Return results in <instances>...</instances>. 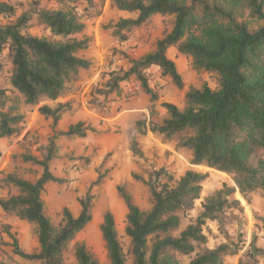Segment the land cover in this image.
Returning <instances> with one entry per match:
<instances>
[{"label": "trees", "instance_id": "trees-1", "mask_svg": "<svg viewBox=\"0 0 264 264\" xmlns=\"http://www.w3.org/2000/svg\"><path fill=\"white\" fill-rule=\"evenodd\" d=\"M78 1L68 0L62 7L47 8L41 7L40 0H32L29 8L17 14L14 3L0 0V17L6 20L0 24V50L8 48L12 64L10 83L18 92L11 96L0 89L1 137L19 133L24 120L22 105H36L53 126L72 109L70 102L52 106L41 101L44 97L55 100L63 95L70 84L79 80L81 70L91 66L92 62L80 55L89 48L91 38L78 37L86 28L77 11ZM85 1L93 4L92 0ZM110 5L119 11L136 13L135 17H120L106 26L120 42L157 14L170 16V29L156 40L152 50L139 58L121 52L129 58V68L104 72L103 83L92 90L90 103L93 107L104 106L110 95L120 92L123 82L133 78L140 82L151 101L158 100L159 93L150 85L146 72L152 66H158L163 76L183 88L177 63L168 55L169 48L176 46L181 54L192 58L196 70L217 74L218 87L189 86L183 108L164 102L167 116L161 122L137 121L139 134L150 130L163 143L175 142L178 150L190 153L192 165L227 173L234 184L224 183L206 197L193 217L190 212L202 196L208 172L189 169L174 184L173 176L164 168H153L148 179L133 174L149 186L152 205L142 209L125 186H119L128 207L125 236L129 244L126 249L115 216L108 210L101 232L109 264H224L227 254L240 251L225 238L229 235L225 228L227 211L234 209L241 215L244 212L241 201L233 194L238 191L250 202L251 194L264 191V0H110ZM34 24L44 26L52 37L30 33L28 30ZM95 131L91 124L79 121L59 134L84 138ZM55 138L56 135L49 139L41 159L32 154L22 156L25 162L42 167L37 179H26L16 172L0 179V185L18 189L17 194L0 197L3 211L34 224L39 242L38 252L27 253L9 232L10 226H6L13 252L43 264H66L72 242L93 219L95 199L90 190L79 198L78 215L64 207L59 226L47 215L43 199L46 185L64 182L50 169L57 152ZM137 146L134 138L131 148L141 155ZM1 153L0 150V156ZM185 219L189 221L183 225ZM209 222L218 223L215 233L223 234L224 242L210 245V237L216 234ZM72 251L77 264H100L85 242L76 241Z\"/></svg>", "mask_w": 264, "mask_h": 264}, {"label": "rangeland", "instance_id": "rangeland-1", "mask_svg": "<svg viewBox=\"0 0 264 264\" xmlns=\"http://www.w3.org/2000/svg\"><path fill=\"white\" fill-rule=\"evenodd\" d=\"M17 7V14L25 8H29L32 0H9ZM90 6L85 0L76 2L77 11L86 23L82 37L86 35L91 38L89 48L82 50L80 55L89 59L92 63L88 69H82L78 81L70 84L66 92L53 100L44 97L41 104L55 106L58 102H70L72 110L87 113V109L96 110L102 116L118 114L125 109L127 103L137 101V121L161 122L167 116V110L163 107L164 102H171L180 108L185 106V94L189 86L201 87L208 84L212 88L218 87V76L215 73L204 70H196L192 58L181 54L176 46H171L168 55L177 63L178 69L184 80V87L178 88L169 77L163 76L158 66L150 67L147 72L150 85L159 93V99L151 101L149 95L145 94L140 82L135 78L121 84L120 92L110 95V101L101 107H93L90 103L91 92L98 84L103 83L104 72L129 68V58H139L152 50L158 38L163 36L166 29H170V16L161 14L152 16L145 24L129 32L128 39L120 42L112 34L111 29L106 26L118 20L120 17H135L136 13L119 11L111 7L110 0H92ZM41 7L59 8L67 4L68 0H40ZM6 20L0 17V24ZM30 33L38 36L52 37L50 31L44 26L34 24L29 30ZM55 38V37H54ZM60 39V38H55ZM0 89H5L11 96L18 92L11 86L10 77L12 64L8 48L0 50ZM37 106L22 105L20 112L24 120L20 123L19 133L9 137H1L2 153L0 156V171L4 174L7 166L11 164L14 172L23 178L35 180L41 172L42 167L31 162H25L24 154H32L42 158L49 143V139L56 135V157L50 163L51 171L64 182H49L43 192V199L46 204L47 215L55 226L63 221V208L68 207L74 215H78L81 206L79 198L83 197L89 190L95 196L93 201V219L77 235L66 254V264H77L73 255L72 246L76 241L85 242L89 250L99 260L100 264H109L106 244L101 232V224L104 214L109 210L115 216L116 228L120 240L127 249L129 238L125 236L128 207L118 191L119 186L124 185L133 200L142 209H149L152 205V198L149 186L143 181L137 180L133 174H138L148 179L149 172L154 168H164L173 176V184L187 170L194 169L201 172H208V178L203 182L201 198L196 202L195 208L190 212L196 216L202 208V202L214 191L221 188L224 183L234 184L232 176L205 166L192 165L190 153L187 150H178L175 142H166L161 145V139L153 134L152 142L147 149H143V142L138 141V149L141 155L136 154L131 148H115L112 151L101 153V148L96 144L98 135L104 132L96 128L95 132H89L84 138L66 137L60 135L58 125L53 126L51 119H46L37 111ZM73 113L72 115L74 116ZM72 119L68 120L64 127H68ZM136 121V127H137ZM59 124V123H58ZM111 130V129H108ZM116 132L117 129H114ZM137 133L139 134L138 127ZM141 136V134H139ZM141 136L140 138H145ZM133 138V139H134ZM0 190H8L10 193L18 189L7 188L0 185ZM233 198L239 199L244 206V214L231 209L227 211V223L225 228L228 236L217 234L218 223H209V227L216 236L210 237V245L224 242L225 238L232 247L243 250L241 257L227 254L224 257V264H264V191L258 190L251 194L250 202L238 191ZM19 221V220H18ZM183 221V225L188 223ZM9 232L18 238L19 246L27 253L39 251L37 231L34 224L19 221L18 224H11ZM5 236L0 237V245L6 248L0 251L3 259L0 262L7 264H43L40 260H28L13 252L12 238L4 230ZM2 236V235H1ZM225 237V238H224ZM8 247V248H7ZM130 263V260H129Z\"/></svg>", "mask_w": 264, "mask_h": 264}, {"label": "crops", "instance_id": "crops-1", "mask_svg": "<svg viewBox=\"0 0 264 264\" xmlns=\"http://www.w3.org/2000/svg\"><path fill=\"white\" fill-rule=\"evenodd\" d=\"M158 15V14H157ZM156 16V15H155ZM137 101H133L130 103H127L125 105V109L123 111L119 112L118 114H113L111 116H102L100 113L96 112V110H90L87 109V113L83 112H76L75 110L67 111L66 113L63 114L61 117L59 124H58V129L61 132H65L68 130L69 126L72 124H75L79 121H85L86 123L91 124L94 127H98L100 130L103 129V126H106L104 132H102L100 135H98L96 144L100 146L101 148V153H106L108 151H112L115 148H127L129 151V156L131 153V142L134 138V136H138V141L143 142V149H147L149 147V143L152 142V137H153V132L148 130L147 133L145 134V138H140L141 136L144 135H139L137 133V127H136V117L137 114L136 110H140L134 107H137L135 104ZM38 111V108H37ZM39 113V112H38ZM73 113L74 116L72 115ZM40 114V113H39ZM69 126L66 128L64 127L65 123L70 120ZM111 129V130H108ZM114 129H117L118 131L116 132ZM3 138V137H2ZM161 145H164L162 141H160ZM2 139L0 138V150L2 152ZM12 164V163H11ZM8 165L7 169L5 170V173L3 174L0 171V179H2L5 174L14 172L13 167ZM13 166V164H12ZM3 165H1L0 170L3 169ZM49 184V183H48ZM9 188H14V187H7ZM18 190L16 192L10 193L8 190H0V197H8L9 194H17ZM254 195L256 192L253 193ZM46 207V204H45ZM244 214V213H243ZM28 223L27 221L21 220L17 217H12L9 215H6V213L3 211L2 207L0 206V237L5 236V227L11 224H18L19 221ZM212 223V222H209ZM208 223V224H209ZM215 223V222H214ZM32 224V223H29ZM36 227V226H35ZM2 235V236H1ZM0 248H6L4 244L0 245ZM8 248V247H7ZM2 252V249H0ZM243 250H240L238 254L234 255L236 257H241ZM0 259L2 260L3 257L0 255Z\"/></svg>", "mask_w": 264, "mask_h": 264}]
</instances>
